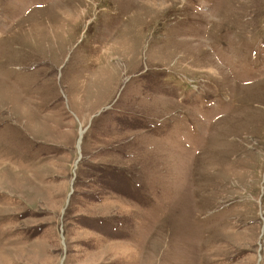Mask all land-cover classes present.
<instances>
[{
    "label": "rangeland",
    "instance_id": "rangeland-1",
    "mask_svg": "<svg viewBox=\"0 0 264 264\" xmlns=\"http://www.w3.org/2000/svg\"><path fill=\"white\" fill-rule=\"evenodd\" d=\"M0 0V264H264V0Z\"/></svg>",
    "mask_w": 264,
    "mask_h": 264
}]
</instances>
